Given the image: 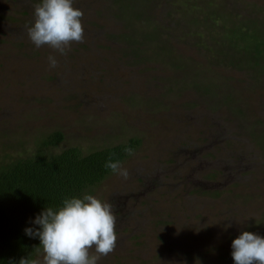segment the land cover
<instances>
[{"label":"rangeland","instance_id":"rangeland-1","mask_svg":"<svg viewBox=\"0 0 264 264\" xmlns=\"http://www.w3.org/2000/svg\"><path fill=\"white\" fill-rule=\"evenodd\" d=\"M39 2L0 0V167L134 138L128 178L83 192L116 217L98 264H234L235 238L264 237V0H73L66 55L30 42Z\"/></svg>","mask_w":264,"mask_h":264},{"label":"clouds","instance_id":"clouds-1","mask_svg":"<svg viewBox=\"0 0 264 264\" xmlns=\"http://www.w3.org/2000/svg\"><path fill=\"white\" fill-rule=\"evenodd\" d=\"M83 11L73 0H40L34 5L33 23L26 28L30 42L38 49L47 46L66 55L73 43L84 41ZM49 67L58 61L48 57ZM125 151L132 155L130 148ZM105 167L124 179L128 171L109 159ZM25 228V235L39 240L40 259L20 258L18 264H98L115 250L116 217L112 205L91 194L66 198L58 209L46 207ZM231 225H228L230 227ZM234 264H264V237L243 231L231 244ZM94 250V253H93Z\"/></svg>","mask_w":264,"mask_h":264},{"label":"trees","instance_id":"trees-1","mask_svg":"<svg viewBox=\"0 0 264 264\" xmlns=\"http://www.w3.org/2000/svg\"><path fill=\"white\" fill-rule=\"evenodd\" d=\"M60 131L43 139V146L61 141ZM137 143L127 142L82 153L70 146L45 155L18 158L0 167V264H18L20 258H33L39 240L25 235V228L46 207L54 210L66 198H82L85 188L100 182L111 170L106 162L121 161Z\"/></svg>","mask_w":264,"mask_h":264}]
</instances>
